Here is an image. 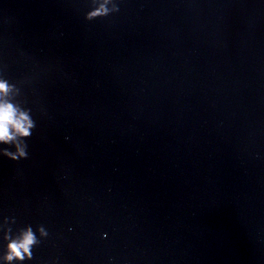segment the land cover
I'll return each mask as SVG.
<instances>
[{
	"label": "clouds",
	"instance_id": "obj_1",
	"mask_svg": "<svg viewBox=\"0 0 264 264\" xmlns=\"http://www.w3.org/2000/svg\"><path fill=\"white\" fill-rule=\"evenodd\" d=\"M109 0L100 5L97 9L87 14V19L91 20L96 17L107 16L110 12H118L117 4L111 9L106 7ZM10 91V86L6 81H0V97H6ZM35 122L29 111L20 109L17 105L9 102L7 99H0V144H14L16 151L11 152L7 149L3 150V155L12 161L27 158L26 139L32 135ZM41 235H47L44 229H40ZM37 243L36 236L32 232L31 227L27 228L18 240H12L8 244V253L5 259L8 262L13 260L23 261L27 256L32 257L31 247Z\"/></svg>",
	"mask_w": 264,
	"mask_h": 264
}]
</instances>
